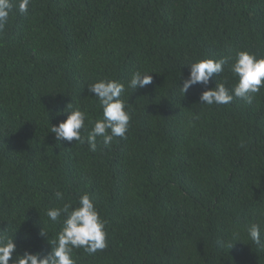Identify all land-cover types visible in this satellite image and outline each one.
Here are the masks:
<instances>
[{
  "label": "trees",
  "instance_id": "1",
  "mask_svg": "<svg viewBox=\"0 0 264 264\" xmlns=\"http://www.w3.org/2000/svg\"><path fill=\"white\" fill-rule=\"evenodd\" d=\"M241 50L264 58V0H31L26 15L14 10L0 32V230L14 257L47 254L66 217L53 223L46 210L88 194L108 246L74 249L76 264H264V88L251 104L211 106L200 104L203 85L179 88L190 62ZM232 63L209 87L231 91ZM137 71L153 82L121 97L126 139L105 147L98 137L95 152L57 142L50 128L68 104L102 118L88 84L127 87Z\"/></svg>",
  "mask_w": 264,
  "mask_h": 264
},
{
  "label": "clouds",
  "instance_id": "2",
  "mask_svg": "<svg viewBox=\"0 0 264 264\" xmlns=\"http://www.w3.org/2000/svg\"><path fill=\"white\" fill-rule=\"evenodd\" d=\"M31 0H0V32L5 30L9 17L14 10L20 15H26L29 11ZM234 59L230 65V71L238 77V82L231 89L225 87L224 83H215L209 87L213 78L219 76ZM189 76L179 86L184 96L193 86L203 85L199 101L206 105H228L235 98H240L251 104L254 95L264 88V58H258L256 54L249 51H236L233 55L220 59H203L190 62ZM153 82V76L149 73L135 72L132 74L127 87L124 83L112 79H100L95 83L88 84V91L94 94L102 108V118L94 122L87 116L86 110L78 105L73 107L72 103L67 105L65 111L67 119L57 125H51L50 132L55 134L57 142L76 141V143H87L91 151L97 150V138L101 137V143L109 147L114 138L126 139L129 129L131 114L126 110V104L121 98L128 90L134 93ZM86 120L93 126L89 131ZM82 130L88 134L82 136ZM241 142V147H243ZM58 200L64 199V194L55 192ZM78 207L73 208L71 203H65L63 207L48 208L46 216L53 223H60L62 228L55 240L51 242V250L42 255L25 251L22 255L14 253L17 245L14 239L0 230V264H76L73 259L74 249L83 248L89 255L104 250L107 245V232L105 221L102 220L95 202L88 194L80 196ZM249 239L257 245L261 244V227L259 224H251L247 228ZM39 236L47 238L48 233L44 227Z\"/></svg>",
  "mask_w": 264,
  "mask_h": 264
}]
</instances>
